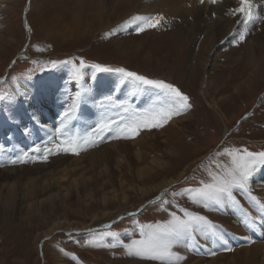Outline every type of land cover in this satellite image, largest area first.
I'll use <instances>...</instances> for the list:
<instances>
[{
  "label": "rangeland",
  "instance_id": "rangeland-1",
  "mask_svg": "<svg viewBox=\"0 0 264 264\" xmlns=\"http://www.w3.org/2000/svg\"><path fill=\"white\" fill-rule=\"evenodd\" d=\"M211 4L199 2L201 15L185 14L184 10L176 19L178 15L173 13L172 19L165 18L159 27L148 28L140 33L135 31V25L123 22L114 29L106 27L98 32L65 38L57 32L59 27L56 28V21L52 23L55 26L54 33L44 29L45 22L36 10L31 9L30 0L0 2V35L4 33L9 38V41L0 39V103L4 111L7 112L14 105L19 111L25 112L23 110L32 106V97L27 90L19 88V93L23 96L22 99L19 98L20 101L15 99L10 90V80L17 82L20 77L31 82L38 95H44L43 91L48 84L46 81L53 82L56 99L59 101L63 96V108L71 103L69 97L76 92H81L84 97L86 94L87 97L96 94L102 99L107 95L116 98L115 93L120 87L125 93L132 95L141 93L134 91L131 82L121 83L118 74L97 71L92 67L93 64L111 68L124 67L147 78L172 83L189 96L192 104L190 109L173 116L167 123H162L161 127L141 128L133 138H119L123 142L136 140L135 148L144 151V159L139 166L150 165L155 158L165 161L164 165L155 164L154 168L151 167L148 176L142 175L137 179L131 177L130 170L126 167L125 177L123 175L126 192L123 198L113 196L112 187L108 189V195L102 198L99 195L90 198L85 195L69 197L62 190L54 207L41 206L43 208L39 207L29 213L20 207L17 213H11L9 209V212L3 210L0 213V264H160L159 261L129 255L122 244L102 234L117 232L119 240L127 244L132 239H140L139 229L134 221L139 224L164 223L174 211L182 216L181 209L204 216L211 223L233 224V218L219 214L212 203L205 206L203 203L193 202L185 190L199 187L201 180L209 179L210 172L219 170L218 165L223 167L230 164L231 157L225 153V149L229 152L235 150L236 155L242 154L244 149L254 153L264 151V67L255 69L247 59L242 58L247 48L253 53L258 51L259 45L264 49V3L253 0V12L259 18L248 24V34L244 41H240L239 34L244 31L245 25L240 14H231L240 4V0H234L228 13L231 25L224 29L226 34L217 37L218 43L206 53V38L212 36L211 32L215 27H205L214 18L204 8ZM142 12L145 13L146 10L139 4L132 14L134 16ZM147 13L150 14H146L147 16H154L153 10ZM67 26L69 28L70 25ZM253 37L258 40L253 42ZM128 39L137 42L138 47L122 54L116 46ZM81 58L86 67L82 70L83 79L77 85L73 64L79 65ZM51 61H57L56 66H52ZM44 78L47 80L43 81ZM99 79H102L100 84L97 83ZM107 79L112 80L111 85ZM98 89L106 95L99 92V96ZM46 96L44 95L45 100ZM121 97L119 96L120 100L125 98L123 95ZM132 98H139L141 108L145 107L142 97L130 96L128 101L133 100ZM45 100L41 103L45 104ZM125 101L128 102L126 98ZM210 101H214L216 106L212 108ZM61 105L59 107L62 108ZM149 105L146 103V106ZM86 106L85 103L80 104L76 113H83ZM101 109L106 111L108 117L113 116V112H109L112 108ZM117 112L119 116L121 113L122 117L126 115L122 110ZM185 115L187 127L182 129L170 124L171 120H180ZM56 118L60 120L58 124L57 121L53 124V132L61 123L60 114ZM149 131L162 134L167 140L166 145L162 146L166 148L152 143L149 139L152 134L147 135ZM60 139L57 142L54 139L53 144L61 145ZM4 144L6 143L2 145ZM8 145H0V149L4 151L2 154L14 153V148ZM7 146L10 153L6 152ZM49 146L51 149L53 145ZM84 149L81 148L79 154L57 152L54 157L48 154L45 161L42 159L44 154L39 152L37 155L32 146L30 155L36 158L41 156L38 162L47 164L61 155L81 156ZM17 150L20 151L21 148ZM10 156L4 158L9 161ZM17 156L19 157V152ZM26 159L28 160L27 157ZM27 163L30 167L39 165L32 160ZM18 164L7 162L6 165L0 164V168L16 170ZM260 167L257 164L252 174ZM162 180L172 182L161 189H150ZM255 180L251 175L246 187H250L253 194L259 191L257 196L264 197V185H259V182V188H256L252 185ZM243 191L245 190H234V196L242 202L245 200ZM173 193L177 195L174 196ZM158 197L162 199H157ZM65 219L74 227H54L49 230L54 222ZM85 229L89 231L83 233L82 230ZM133 232L134 235L129 234ZM202 238V235L196 234L198 245L194 252L184 246H174L173 250L184 257L175 261V264H252L264 260V253L254 255L252 244L247 246L250 248L242 245L240 249L231 248V251L220 250L215 255L208 254L204 252L205 240ZM109 244L116 246H106Z\"/></svg>",
  "mask_w": 264,
  "mask_h": 264
},
{
  "label": "bare ground",
  "instance_id": "bare-ground-1",
  "mask_svg": "<svg viewBox=\"0 0 264 264\" xmlns=\"http://www.w3.org/2000/svg\"><path fill=\"white\" fill-rule=\"evenodd\" d=\"M6 1L10 0H0V2ZM199 2L200 0H30V7L41 15L45 22L43 27L47 32L54 33L55 26L52 25V23L56 21V28L59 27L57 32H59L62 37L67 38L75 35H81L86 32H98L106 27L114 29L133 16L132 11L136 9L139 4L143 10H146V12L136 15L147 16L146 14L150 15L147 12L153 10L154 16L163 15L169 20L172 19L171 16H174L173 13L178 15L176 16L177 19V17L182 15V11L184 10L186 11L184 12L185 14L192 13L194 15H201L202 13L199 9ZM259 2L264 3V0H259ZM233 3L234 0H217L216 3H212L209 7L204 8V10L206 9V12L208 11V13H210V15L214 18V21L209 22L205 25V27H210L212 25L215 27L213 28V32H211L212 36L206 38L204 48L206 53H209L214 44L218 43L217 41L219 38L216 39L217 37H221L226 34L224 29L231 25L229 23L230 20L228 13L230 12V6ZM204 4H209V0H205ZM107 19L109 22H107ZM66 20H69V22L66 23ZM68 24L70 25L69 28L67 26ZM191 26H193V24ZM196 28H198V26H196ZM233 28L234 27L232 26L231 29ZM213 33L215 34L213 35ZM0 39L6 40L7 37H5V34L2 33L0 35ZM251 40L256 42L258 39L253 37ZM6 41H9V38ZM136 43L128 39L117 44L116 47L122 54H124L129 51H133L134 48H137L138 44ZM257 50V52L253 53L254 51L247 48L242 58L247 59L255 69H260L261 67H264V49L261 45H259L257 46ZM102 79H99L97 83H102ZM44 80H47V78H44L43 81ZM10 81V90L15 95V99L20 101L19 98L22 99L23 96L22 94L20 95L19 88L25 89L32 97L30 99V104H32V106H30L27 110H23L25 112H22L21 110L19 111L18 107L13 105L9 107L6 112L2 109L0 103V145L6 143V141H8L9 145L11 143L12 147H14L16 151L15 154L11 155L14 160L17 159L18 152L20 155L21 150L23 153L26 151L25 148H31L32 142L35 143L34 146L43 145L49 149L51 147L49 145H53L51 148L52 151L49 153L51 157H54V154L57 152H63L57 151L54 147V139L51 141L49 140V137L53 136L55 132H53V124L56 123V121L58 124L60 120L56 117L59 116V112H62V108L59 107L62 103L57 102L55 99V88L53 87V82L50 83L46 81L48 84L46 89L43 91V94L47 95V99L45 100L44 95H38V93L35 92V86L33 87V84L28 80L20 77L17 79V82L13 80ZM108 81L111 85L112 80ZM121 88L122 87H120L117 93H115V97L118 100H120L119 96L121 97V95H123L127 101V97L130 98V96L135 98L142 97L143 99L148 98L151 100L148 104H152L154 101L153 99H155L154 92L150 94L147 93L149 95L146 93L143 94V92H141L142 94L133 93L132 95L131 93H125ZM99 89L97 90V94L100 92L104 95L105 92ZM95 93L96 92H94V94ZM87 96L88 95L86 94L85 97ZM125 98H123L124 101ZM101 99L102 98L97 97L96 94L95 96L92 95L91 97H87L85 99V105H87L86 109L82 114H76V119H74L68 126V131L80 138L81 148H85L83 150L84 154L75 157L72 156L73 154L57 156L47 164L39 163L36 157L30 156L28 161L32 160L39 163V165L30 167L27 165L28 163H19L16 170L12 168H0V213L4 212L3 210L8 211L7 209H9L11 213H17L19 207L28 213L29 211H36V209L41 206L54 207L56 205V198L62 190L66 191L65 194L68 193L69 197H81L85 195L90 198L99 195L102 198L104 195H108V189L112 187L111 192L113 193V196H121L123 198V195L126 192V190H124L125 183H123V175L125 177L126 167L127 170H130L131 177L137 179L142 175L148 176L149 173H151V167L154 168L155 164H165V161L155 158L151 160L150 165L148 164L141 167L139 164L141 163V160L144 159V151L135 148L136 140H133L132 142L131 140L129 142H123L119 139L109 138L108 132L103 134L102 139L99 136H96L93 130L102 119L110 118L117 121V123L121 120V118H111L107 116L108 114L106 111H103L99 107L98 102L101 101ZM44 100L46 103L42 104L41 102ZM136 100H139V98H136ZM213 102L214 101H210L212 108L213 106H216V103ZM146 103L147 101L142 103L145 106L143 109L148 107L146 106ZM116 109L119 111L120 108L116 107ZM109 112H113V108ZM187 115L180 118V120H171L170 124L182 129L187 127ZM76 124L78 127H76ZM153 133H150V131L147 133V135L152 134L151 137H149L150 141L155 145H158V147L161 146L166 148V146H162L166 145V138H163L162 134ZM35 134L39 136L38 140L40 139L42 144L37 141ZM90 135L95 136V140L92 143L85 144V139ZM111 135L115 136L116 133L112 132ZM63 139L66 138L63 137ZM57 140L58 139H55V142H57ZM57 144L59 145V143H56V145ZM19 147L21 148L20 151L17 150ZM60 147L63 148L66 147V145H60ZM0 151H2L0 154V164H5L7 163V159H5L6 156L9 157L10 155L8 154V156L7 154H2L4 153L3 149H0ZM42 154L44 153L41 151V155ZM260 165L261 167L252 174V177L254 176V178H256L255 181H257L256 185L254 184L255 181H253L252 185L256 188H259V185H264V164ZM171 180H162V182L157 183L155 186H151L150 189H161L162 186L168 185L167 183L169 182L171 183ZM259 182L260 184L257 185ZM247 188L252 195L257 197L259 191L256 194H253L251 188ZM244 195L247 201L242 203L238 197L236 198V201L238 202V206L239 204H246V208L248 209L245 210V208L243 212L250 213L253 211V208H257V206L254 202H250L251 198L248 191H246ZM257 198L260 199L259 197ZM260 201L262 202L261 199ZM227 205L231 206L232 202H229ZM227 205H220V207H222L221 210L224 213L227 215H230L231 213L237 214L239 210H234V212H232ZM54 227L69 229L74 226L70 224L69 220L65 219L63 221L60 220L58 222H54V224L49 227V230H52ZM220 228L221 234L227 242L229 240H233L232 232L242 231L241 225L239 224L235 226L228 225L227 228L220 226ZM253 231L259 235L261 231L264 232V221L256 224ZM215 243L220 246L219 241H216ZM249 244H252L251 250H253L254 255L262 253L264 250V243L262 242L251 241ZM206 245L208 247L212 246V244L210 245V240H206ZM247 246H245V248H250ZM252 264H264V260L262 262L256 261Z\"/></svg>",
  "mask_w": 264,
  "mask_h": 264
},
{
  "label": "snow or ice",
  "instance_id": "snow-or-ice-1",
  "mask_svg": "<svg viewBox=\"0 0 264 264\" xmlns=\"http://www.w3.org/2000/svg\"><path fill=\"white\" fill-rule=\"evenodd\" d=\"M204 2L205 0H200L201 4ZM209 2L216 3L217 0H209ZM231 14H240L243 17L245 29L239 34V40L244 41L248 34V24L259 18L253 12V0H240L239 7L232 10ZM162 21H165L163 15H134L124 21V24L135 25V31L140 33L148 28L159 27ZM51 64L52 66H56L57 61H51ZM85 67L86 65L82 58L79 65L73 64L75 70L74 80L77 82V85L83 79L82 70ZM92 67L97 71L118 74L121 77V83L125 81L131 82L136 92L153 93V90H155L154 95L156 96L152 104L143 110H136L128 105L126 101L118 100L113 95L103 97L98 102L99 107L104 109L119 107L126 115L121 118L119 123L110 118L102 119L93 130L96 136H99L101 139L105 132H108L109 138L113 139L134 137L141 128L151 129L161 127L162 123H167L173 116L180 115L192 107V104L189 102V96L172 83H167L160 79H150L144 75H139L135 71H129L124 67L111 68L101 64H93ZM69 99L71 103L60 113V126L55 129L54 135L50 136L49 140L65 137L66 139H60V144L67 146L61 148L60 145H54L57 151L79 154L81 149L80 138L70 133L68 126L76 119V112L80 104L85 103L86 100L81 92H76ZM112 132H115L116 135L112 136ZM94 140L95 136L90 135L85 139L84 143H92ZM34 151L39 153L41 151L40 146H35ZM51 151V149L45 147L42 159L46 161L47 155ZM225 153L231 157L230 164L223 167L218 165L219 170L210 172L209 179L201 180L199 187L186 189L185 192L189 194L193 202L203 203L205 206H208L210 203L223 206L229 202L238 203L236 197L233 195L234 190L242 189L248 191L251 200L262 214L260 217H256L251 213H245L246 219L243 223L247 227H253L256 219H264V203L255 195H252L246 186L249 183V178L255 166L257 164H264V151L254 153L244 149L242 154L236 155L235 150L229 152L225 149ZM26 157L30 158V153L27 151L10 162L13 164L27 163ZM40 158L39 156L37 157V159ZM173 195L175 196L177 193H173ZM157 199L162 198L158 197ZM181 211L183 213L182 216L178 215L175 211L170 213V219L164 223L139 224L134 221L133 223L139 229L140 239H132L127 244L119 240V233L117 232L109 231L102 235L112 237L118 241L128 250L129 255H137L149 260L159 261L160 264H175V261L184 259V257L173 250V247L184 246L189 251L194 250L198 243L196 234L202 235L205 239L211 236L214 243L216 241L220 242L221 250L231 251L227 240L206 217L189 212L187 209H181ZM129 234L134 235L135 233ZM245 239H248V237H245ZM106 246L115 247L116 245L109 244ZM208 254L215 255L216 249H208Z\"/></svg>",
  "mask_w": 264,
  "mask_h": 264
},
{
  "label": "crops",
  "instance_id": "crops-1",
  "mask_svg": "<svg viewBox=\"0 0 264 264\" xmlns=\"http://www.w3.org/2000/svg\"><path fill=\"white\" fill-rule=\"evenodd\" d=\"M257 197H259V196H257ZM261 200H262V202H263V199H264V197H259ZM250 202L251 203H253V201L250 199ZM264 203V202H263ZM227 205V204H226ZM232 205H235V206H232V208H231V210H232V212H234V210H239L238 212H240V211H243L247 206H246V204H239V206H238V204L237 203H232ZM224 206V205H223ZM228 206V208L230 209V205H227ZM222 208V207H221ZM248 208H246L245 210H247ZM224 210V209H223ZM238 212H237V214H238ZM264 251V250H263ZM262 253H264V252H262Z\"/></svg>",
  "mask_w": 264,
  "mask_h": 264
}]
</instances>
